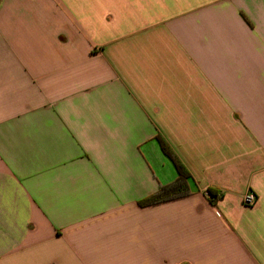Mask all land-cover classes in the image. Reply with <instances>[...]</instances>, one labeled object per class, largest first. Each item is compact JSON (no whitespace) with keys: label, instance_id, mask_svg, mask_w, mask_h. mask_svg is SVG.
I'll return each mask as SVG.
<instances>
[{"label":"crops","instance_id":"1","mask_svg":"<svg viewBox=\"0 0 264 264\" xmlns=\"http://www.w3.org/2000/svg\"><path fill=\"white\" fill-rule=\"evenodd\" d=\"M0 264H264V0H0Z\"/></svg>","mask_w":264,"mask_h":264},{"label":"trees","instance_id":"2","mask_svg":"<svg viewBox=\"0 0 264 264\" xmlns=\"http://www.w3.org/2000/svg\"><path fill=\"white\" fill-rule=\"evenodd\" d=\"M163 153L174 164L178 177L177 179L165 186H161L155 194L145 198L139 202V206L145 207L149 205L161 204L164 202L181 199L191 194L192 175L183 162L178 158L170 145L161 136L157 137ZM222 194L215 190H208V197L213 204H217L222 199Z\"/></svg>","mask_w":264,"mask_h":264},{"label":"built area","instance_id":"3","mask_svg":"<svg viewBox=\"0 0 264 264\" xmlns=\"http://www.w3.org/2000/svg\"><path fill=\"white\" fill-rule=\"evenodd\" d=\"M256 201H257V198L255 197L253 193L247 194L244 198V204L246 206H252L256 203Z\"/></svg>","mask_w":264,"mask_h":264}]
</instances>
